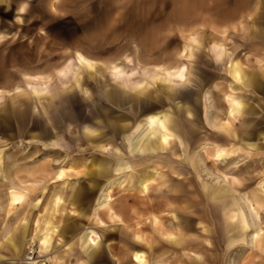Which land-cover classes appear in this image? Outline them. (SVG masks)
Listing matches in <instances>:
<instances>
[{
	"label": "rangeland",
	"instance_id": "374dc122",
	"mask_svg": "<svg viewBox=\"0 0 264 264\" xmlns=\"http://www.w3.org/2000/svg\"><path fill=\"white\" fill-rule=\"evenodd\" d=\"M6 1L9 6L0 1V35L3 36L0 40V148H3L4 154L0 165V264H54L48 257L41 256L39 240L49 219L47 212L55 185H59L50 184L51 180L61 168L66 167L70 182H79L73 174L93 170L97 158L102 155L114 158L111 149H106V152L70 150L68 153L48 150L43 143L46 138L39 135L43 124H66L71 121L72 115L76 116L74 121L78 123L90 120L88 117L92 115L93 105L87 106L80 87L69 89L73 85L69 76H60V69L65 68L70 61L76 62L78 52L98 61L103 68L102 74L93 77L88 73L84 75V85L93 91L99 83L108 87L119 86L112 80L105 63L122 65L128 71L138 70L137 79H146L144 68L152 69L157 65L173 68L187 64L191 71L198 70L205 75L207 83L198 106L200 131L204 136L202 141L207 142L210 149L217 143L232 150L238 147L243 149L231 155L230 160L235 164L221 168L220 173H227L230 180L234 181L238 197L239 193L252 197V193L258 189V183L264 178V149L261 151L263 154L255 156L252 167L247 168L245 164L240 166L245 161L246 146L239 140L218 139L216 134L211 133L204 121L203 94L208 90L211 92L217 111L222 119H226L225 95L231 92L232 84L227 71L230 56L240 59L247 73L264 79V0H249L250 9L245 12L249 14L238 20L239 25L235 27L234 34L227 32L225 26L222 29V26L214 24L200 25L194 15L193 0ZM21 6H24L23 10ZM255 31L260 32L259 38L255 39L251 35ZM248 36L250 40L257 41L247 43ZM216 45L224 48L221 59H217L214 54ZM31 85L40 88L47 86L46 92L41 96L35 95ZM241 88V94L259 99L257 105H264L263 87ZM188 90L196 94L195 85L191 84ZM154 96L161 100L155 104L156 109L184 103L182 97L172 101L162 92ZM102 103L115 113L122 109L110 101L102 100ZM18 110L25 111V116H19ZM21 120L24 121L25 131L20 129ZM234 125L245 131V126L239 120ZM116 141L121 145L120 139ZM105 143L112 147L114 141ZM80 146L87 148L88 144ZM132 163L134 174L157 169L161 173L174 175L176 170L170 168L169 163L162 161L160 156L133 158ZM234 177L237 179L233 180ZM247 177L252 179L250 185L244 187L249 183ZM114 178L117 183L126 176L120 174ZM80 181L89 183L88 178ZM172 183L171 188L174 189L176 179ZM124 185L129 186L127 181ZM154 185L150 198L149 193L148 198L143 197V193H137V197L129 201L122 197L128 190L114 186L111 191L113 206L122 221L113 223L102 213L106 226H101L94 218L77 217L75 222L83 226L63 233L66 244L56 252L62 263L79 264L83 261L85 264H126L124 251L130 250L124 237L129 236L133 243L139 244L135 249L145 251L148 264H213L215 259L213 262L208 257L211 253L219 264H264V231L258 240L252 239L254 231L264 230V208L260 209L259 217L253 219L249 216L251 226L246 230L240 218H236L232 224L239 228L226 237L220 204L212 209L213 214L207 212L210 207L204 203L191 207H197L196 211L188 212L182 208L187 201L170 196L176 192L161 194ZM13 191L26 193L24 202L18 207L10 205ZM147 201L165 204L167 201L169 207L149 210ZM85 205L89 208L92 204ZM155 216L158 221L153 225L150 218ZM189 222L194 223V226L187 227ZM66 223L73 224L74 219ZM85 227L96 228L108 236L109 240L103 235L102 261L88 260L85 252L87 246L82 239L88 231ZM155 227L166 233L180 230L193 244L169 241L161 237ZM207 228H214V237L210 239L216 246L215 250L208 251L201 245L202 242L208 244L210 241L205 237ZM138 234L142 239L132 238ZM197 242L199 246L195 245Z\"/></svg>",
	"mask_w": 264,
	"mask_h": 264
},
{
	"label": "bare ground",
	"instance_id": "6f19581e",
	"mask_svg": "<svg viewBox=\"0 0 264 264\" xmlns=\"http://www.w3.org/2000/svg\"><path fill=\"white\" fill-rule=\"evenodd\" d=\"M0 1L9 6L8 1ZM23 8L24 6L20 7L22 10ZM2 37L0 35V40ZM216 46L213 49L214 54L217 59H221L224 48ZM105 66L110 72L112 80L119 86L108 87L99 83L95 91L86 87L84 85L85 73L93 77L95 74H102L103 68L99 66L98 61L81 52L76 54V62L70 61L65 68L60 69L61 77L69 76L73 80V85L69 89H72L73 86L80 87L87 106L93 105L92 115L88 117L90 120L87 119L88 122L85 123L74 121L76 116L72 115L71 121L66 124L51 126L43 124L39 135L46 138V141H43L44 146L48 147V150L66 153L70 150L84 152L92 149L106 152V149H111L114 158H106L103 155L96 157L97 161L93 170L73 174L79 180L73 184L68 178L70 173L66 167L56 173L50 184L59 183V185H55L51 206L47 212L49 219L39 236L41 256L48 257L54 264H63L56 252L59 247L66 244L63 233L83 226L75 222L77 217L94 218L101 226H106L101 217L102 213L107 215L113 223L122 221L113 206L114 199L111 191L115 185L119 187L118 189L128 190V193L122 196L127 201L137 197V193L145 194L143 196L145 198H148L149 193L150 198L152 185L155 184V189L161 191V194L174 191L177 194L171 193L170 196L177 200L187 201L182 208L188 212L196 211L197 207L193 209L191 207L204 203L210 207L207 208L209 210L206 209L207 206L204 209L213 214L212 209L215 208V205L220 204L219 207L223 210L226 237H229L231 231L239 228L238 226L235 228L232 224L236 218H240L244 226L243 229H248L251 226L249 216H252L253 219L259 217L260 209L264 208V178L258 183V189L252 193V197L240 195V193L238 197L235 193L234 181L230 180L227 173H220L221 168L235 164L230 160L231 155L236 154L238 149L239 151H243V149L238 147L232 150L219 143L210 149V145L202 141L204 136L200 131L198 106L201 92L207 83V77L199 73L198 70L191 71L187 64L173 68L160 65L152 69L144 68L146 79H137L138 70L135 69L128 71L122 65L115 63H105ZM227 71L232 79L231 92L225 95L227 117L226 119L221 118L212 94L208 90L203 94L205 99L204 121L211 133L216 134V138L239 140L246 146L247 154L243 157L245 161L238 165L245 164L247 168H250L255 163V156L263 154L261 151L264 149V105H257L259 99H252L241 94L239 90H242L241 87L255 89L263 87L264 90V79L261 80L257 75L247 73L243 62L233 56H230L227 62ZM191 84L196 86V94L188 90ZM46 87L40 88L31 85V90L35 95L41 96L46 92ZM148 87L149 92L147 91ZM158 92L164 93L172 101H175L177 97H182L184 103L178 102L175 107L156 109L155 104L161 102L158 97L154 96ZM143 93L144 96H142ZM102 100L110 101L122 109L119 113H115L112 109L104 106ZM18 111L19 116L21 114L25 116V111ZM127 117L131 120H126ZM238 120L241 125L245 126V131H242L240 127H235L234 122ZM21 122L20 129L25 131L24 121L21 120ZM254 137L255 140L252 139ZM117 138L120 139L121 145L118 141L115 142ZM105 141H114V144L112 147H108ZM83 143L88 144V147H81L80 145ZM94 154L98 155L96 152ZM148 156L149 159L160 156L162 161L169 163L170 168L179 171L175 170L174 175L161 173L157 169L149 170V173L134 174L133 158L146 159ZM3 160V148H0V165ZM50 165L51 163L48 166ZM120 174L125 175L127 179L119 180L116 183L114 177ZM87 178L89 183H81L80 180ZM175 179L177 185L172 189V181ZM236 179V177L233 178V180ZM251 179L252 177L246 178L249 183L244 187L250 185ZM126 181L129 185L127 187L124 185ZM132 191L134 193H131ZM25 197L26 193L13 191L10 205L18 207L24 202ZM66 199L68 203H66ZM165 202L166 204L147 201L149 210L169 207V203ZM89 203L92 205L86 208L85 204ZM55 218L57 220L54 221ZM175 218H178V215H175ZM72 219H74L73 224L66 223ZM150 219L153 225L158 221L156 216ZM169 220L175 222V220ZM191 226H194V223L189 222L187 227ZM26 228L27 226L23 229L24 232ZM85 228L88 231L82 236V239L87 246L85 252L88 260L90 262L102 261L103 235L109 240L108 236L101 234L96 228ZM206 230L208 232L205 235L206 239L213 238L214 228ZM155 231L161 237L176 244L183 242L193 244L180 230L166 233L165 230L155 227ZM263 231V229L254 231L252 239L258 240ZM132 238L140 240L142 236L138 234ZM124 240L130 250L124 251V262L126 264H148L145 251L135 249L139 244L133 243L129 236L124 237ZM211 240L208 241V244L201 243L208 251L216 249ZM195 245L199 246V242ZM214 256L213 253L208 255L213 259V262L215 259L213 264H219L217 259L213 258ZM79 264H85V262L80 261Z\"/></svg>",
	"mask_w": 264,
	"mask_h": 264
},
{
	"label": "crops",
	"instance_id": "0c3cea01",
	"mask_svg": "<svg viewBox=\"0 0 264 264\" xmlns=\"http://www.w3.org/2000/svg\"><path fill=\"white\" fill-rule=\"evenodd\" d=\"M194 9H195V18L197 22L202 25L210 24L216 26H222V29L225 26V30L229 33L235 32V27H238V20L242 17L248 16L250 9L249 0H193ZM243 2H247L246 5ZM199 10V12H197ZM249 31V30H246ZM245 33V32H244ZM264 34V33H263ZM251 35L253 38H259L260 32H252ZM249 40L256 42L257 40ZM248 39V38H247ZM243 42V41H242ZM243 44V43H242Z\"/></svg>",
	"mask_w": 264,
	"mask_h": 264
}]
</instances>
